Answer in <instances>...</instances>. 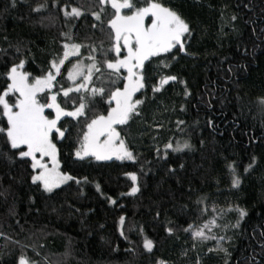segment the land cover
I'll return each instance as SVG.
<instances>
[{"label": "trees", "instance_id": "1", "mask_svg": "<svg viewBox=\"0 0 264 264\" xmlns=\"http://www.w3.org/2000/svg\"><path fill=\"white\" fill-rule=\"evenodd\" d=\"M132 2L146 6L145 0ZM157 2L177 11L192 32L186 53L173 49L146 62L156 71L134 97L144 100L140 115L117 127L136 159L76 158L75 148L86 131L81 119L68 139L57 142L61 171L81 184L69 181L45 193L31 182L30 162L9 165L0 160V264H18L21 255L39 264H196L197 259L200 264H225L217 244H198L184 231L189 224L203 223L211 206L235 212L234 225L238 208L247 213L239 227L229 231L230 239L220 243L229 250L228 264H264V0ZM93 4L17 0L13 8L11 0H0V93L9 83L6 73L13 63L25 59L22 71L35 78L54 56L62 55V33L72 34L77 43L91 35L95 21L88 10ZM39 5L44 8L33 11ZM65 5L69 11L80 7L84 17L66 20ZM69 59L75 63V57ZM163 74L177 79L153 93ZM116 86L122 88L123 81ZM8 99L14 103L16 96ZM108 107L105 97L94 111L106 115ZM6 127L0 108V128ZM185 142L190 147L182 151L165 148ZM8 151L6 133H0V152ZM229 165L240 178L237 187L232 186ZM127 173L137 176L135 194ZM198 199L204 203L198 205ZM13 207L15 215L9 212ZM168 227L174 231L169 233ZM145 238L153 241L150 253L143 247Z\"/></svg>", "mask_w": 264, "mask_h": 264}, {"label": "snow or ice", "instance_id": "2", "mask_svg": "<svg viewBox=\"0 0 264 264\" xmlns=\"http://www.w3.org/2000/svg\"><path fill=\"white\" fill-rule=\"evenodd\" d=\"M16 3L17 0H11L10 6L16 7ZM145 5L137 7L132 0H94V4L88 10L95 21L90 25L92 34L86 35L82 42L77 43L73 42L72 34L62 33L66 38L62 55L54 56L42 75L31 78L29 73L21 71L25 66V59L13 63L7 71L6 76L10 83L0 93V108L2 115L7 118V127L0 128V133H6L9 151L0 152V160L7 161L9 165L30 162L31 182L38 189L42 188L43 192L53 193L55 189L69 181L81 184L80 179L60 170L57 147V142L68 139L72 128L80 125L81 119L86 131H83L82 138H79V146L75 148L76 158L83 160L91 156L96 160H110L115 156L119 160L136 159L114 126L126 125L133 117L140 115L139 108L144 100L134 97L145 88L150 72L156 71L150 69L146 62L150 63V58L159 57L163 53L170 54L173 49L186 53L185 42L192 32L189 23L177 11L157 0H145ZM42 8L44 5H39L33 11L39 12ZM122 9H127L131 14H122ZM62 11L68 21L83 18L85 15L84 10L75 6L69 11L65 5ZM146 17L151 18L150 24H145ZM43 19L51 18L42 17ZM82 49L87 50V56L83 55ZM123 50H126V54H123ZM16 52L20 53L19 47L16 48ZM70 57L76 58L75 63L69 59ZM66 62L71 67H68ZM163 67H168V64L163 63ZM176 79L175 75H160L158 84L152 86L153 93L159 92L169 81ZM118 81H123L122 88L116 86ZM66 83L68 86H65ZM54 88H57V91L53 92ZM9 93H19L15 104L9 103ZM40 93H51L46 95L45 103L39 102L37 97ZM105 97L109 105L107 115L95 113L96 105L104 102ZM113 102L115 106H112ZM260 106L264 109V99L260 101ZM45 109H52L55 115H45ZM89 112L94 113L91 118L88 116ZM64 118L71 119L66 121ZM72 121H75V125ZM22 145L26 150L21 148ZM189 147L187 142L177 144L175 147L171 143L165 145L166 149H172L174 152ZM255 159L252 158L249 168L255 163ZM229 169L232 173V186H239L240 178L235 174V168L229 165ZM126 175L134 182L130 189L131 194L137 193L139 187L135 184L136 174ZM83 179L86 183L87 177ZM0 195L4 193L0 192ZM196 203L201 205L204 201L198 199ZM237 210L239 219L234 227H239L240 220L247 215L244 209ZM206 211V206L200 209L201 214ZM9 212L15 215L14 207L10 208ZM124 220L125 218L121 216L119 220L121 235H124ZM213 226H216L215 218L199 226L189 224L184 231L190 233L193 241H205L210 238L208 233ZM167 231L172 233L174 229L168 227ZM223 239L225 237L217 239L216 251L224 254L225 264H228L230 253L227 248L220 245ZM143 247L150 253L154 247L153 241L145 238ZM18 264L39 262L21 255ZM156 264L166 262L157 260ZM196 264H200L199 259Z\"/></svg>", "mask_w": 264, "mask_h": 264}, {"label": "rangeland", "instance_id": "3", "mask_svg": "<svg viewBox=\"0 0 264 264\" xmlns=\"http://www.w3.org/2000/svg\"><path fill=\"white\" fill-rule=\"evenodd\" d=\"M122 14H131V13L127 9H122ZM150 23H151V18L150 17H146L145 18V24L147 25V24H150ZM124 54H126V50H124ZM21 71H22V69H21ZM124 75H126V72H125ZM9 83H10V81H9ZM13 94L16 96V100H17V98L19 96V93H9V96L10 95L13 96ZM44 94L45 93L38 94V97L37 98H38V100H39L40 103H45V99L46 98H44V96H42ZM50 94H48V95H50ZM16 100H15L14 103L13 102H10V101H9V103L10 104H12V103L15 104L16 103ZM112 106H115L114 105V102H113ZM45 115L54 116L55 113H54V111L52 109H45ZM106 115H107V113H106ZM118 126L119 125H115L114 126V127H116L117 132H118V128H117ZM118 142L119 141H117V143ZM21 147H24V149L26 150V147L25 146L22 145ZM86 158H91L92 160L97 161V162L110 161V160L121 161V160L117 159L115 156H113L112 159H110V160H96L94 157H91V156L86 157ZM49 166H51V165L49 164ZM60 170H61V168H60ZM61 186H63V185H61ZM213 209H215V211H213ZM234 215L236 216V213L233 212V211H231V213H228V212L226 213L223 210H221L219 208H216L215 206L209 207L207 219L203 223H201L199 225H202L206 221H210L211 219L215 218L216 226H213L211 228V232L208 233V235L210 236V238L208 240H205V241H194V242H196L198 244H212V243L217 244V239L219 237H225V239L221 240L220 243L223 242V241L224 242H227V240L230 239V237H229V231L233 230L234 229V226H235L234 225V222L232 221V216H234ZM199 225H197V226H199ZM205 231L207 232L208 230L205 229ZM190 238H191V235H190ZM191 240L193 241L192 238H191Z\"/></svg>", "mask_w": 264, "mask_h": 264}, {"label": "flooded vegetation", "instance_id": "4", "mask_svg": "<svg viewBox=\"0 0 264 264\" xmlns=\"http://www.w3.org/2000/svg\"><path fill=\"white\" fill-rule=\"evenodd\" d=\"M125 74V73H124Z\"/></svg>", "mask_w": 264, "mask_h": 264}]
</instances>
